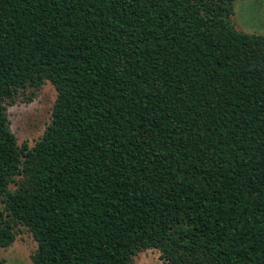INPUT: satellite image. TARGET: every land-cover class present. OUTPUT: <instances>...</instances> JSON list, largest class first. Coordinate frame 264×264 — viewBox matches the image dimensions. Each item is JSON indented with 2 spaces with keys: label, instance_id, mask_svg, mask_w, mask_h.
Here are the masks:
<instances>
[{
  "label": "trees",
  "instance_id": "1",
  "mask_svg": "<svg viewBox=\"0 0 264 264\" xmlns=\"http://www.w3.org/2000/svg\"><path fill=\"white\" fill-rule=\"evenodd\" d=\"M235 1L0 0V247L22 226L32 264H264V34ZM46 81L18 145L6 103Z\"/></svg>",
  "mask_w": 264,
  "mask_h": 264
},
{
  "label": "rangeland",
  "instance_id": "2",
  "mask_svg": "<svg viewBox=\"0 0 264 264\" xmlns=\"http://www.w3.org/2000/svg\"><path fill=\"white\" fill-rule=\"evenodd\" d=\"M235 27L244 32L264 34V0H236L231 15ZM25 95H32L26 99ZM56 97L54 86L46 81L32 94L26 90L18 98L6 103L9 128L18 145L26 143L32 147L41 137L51 120L52 106ZM37 243L26 227H18L14 241L0 247V264H32L31 254ZM133 264H167L159 250L147 248L138 251L132 258Z\"/></svg>",
  "mask_w": 264,
  "mask_h": 264
}]
</instances>
